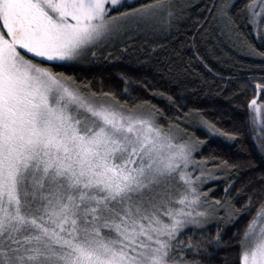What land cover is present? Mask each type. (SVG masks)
<instances>
[{"label":"snow or ice","instance_id":"1","mask_svg":"<svg viewBox=\"0 0 264 264\" xmlns=\"http://www.w3.org/2000/svg\"><path fill=\"white\" fill-rule=\"evenodd\" d=\"M228 52L264 69V0H0V264H264V71L230 128L148 79ZM244 135L259 165L213 147Z\"/></svg>","mask_w":264,"mask_h":264},{"label":"trees","instance_id":"2","mask_svg":"<svg viewBox=\"0 0 264 264\" xmlns=\"http://www.w3.org/2000/svg\"><path fill=\"white\" fill-rule=\"evenodd\" d=\"M185 52H187V55L184 57V62L188 63L191 52L188 49H185ZM227 55L235 57V67L222 65L215 59L211 61V64L216 66L213 72H221L225 77L224 81H221L219 77L208 73L198 65L191 75H187L183 78L182 82H170L167 77L161 79L159 75H157L156 79H152L151 76H149L148 79L154 87H157L162 91L167 90L171 95L182 94L184 97V99L181 101L182 103L186 104L188 107L195 106L204 109L208 113L209 118L218 119L225 128H230L231 121L228 119H220L217 113V109L219 108H227L232 110L229 100L225 98V93L228 92L230 94V89L238 88L239 84L233 82L228 86V88H225V83L227 82L228 77L233 76L236 79H243L253 74L259 75L262 71H264V69H261L258 66L249 67V65L253 63V58L242 56L235 52H228ZM192 63L195 64L196 62L193 60ZM255 63L257 65L259 64L258 58L255 59ZM116 71H119V69L112 70V75H115ZM131 74L134 77H139L141 75L139 73ZM204 81H207V83H204ZM149 98L153 99V103H157L160 107H164L167 103V101L158 97L152 98L150 94ZM196 134L201 135L199 131H197ZM202 138L204 137L202 136ZM213 147H216L218 153L225 158H251L257 165H259V158L253 152L252 141L246 135L239 137L236 141H227L223 137L216 138V143L213 144ZM247 173L248 170H244L240 173V176L246 177ZM223 187L224 183L222 180L216 181L209 194L215 196L216 198H220L224 195ZM237 187H239V184H237ZM233 195L236 194L233 193ZM209 227L210 234L214 236L216 232L215 225H210ZM223 227L225 229V233L222 234H225L226 239L231 237L236 231V227L228 225H224ZM225 258H228L229 261L233 262L234 264L236 260L235 252L231 249L220 251L216 258L215 264H223Z\"/></svg>","mask_w":264,"mask_h":264},{"label":"rangeland","instance_id":"3","mask_svg":"<svg viewBox=\"0 0 264 264\" xmlns=\"http://www.w3.org/2000/svg\"><path fill=\"white\" fill-rule=\"evenodd\" d=\"M210 195V194H209Z\"/></svg>","mask_w":264,"mask_h":264}]
</instances>
